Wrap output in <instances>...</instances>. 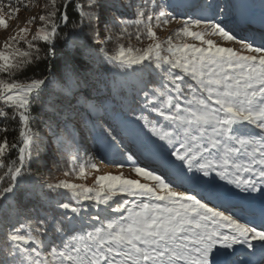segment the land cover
Here are the masks:
<instances>
[{
    "label": "snow or ice",
    "instance_id": "snow-or-ice-1",
    "mask_svg": "<svg viewBox=\"0 0 264 264\" xmlns=\"http://www.w3.org/2000/svg\"><path fill=\"white\" fill-rule=\"evenodd\" d=\"M96 4L97 0H88L87 7L91 10ZM152 7L159 8L155 17L150 14L145 22L141 12V19L135 21L144 25L146 36L152 41L146 48L121 45L113 54L102 48L97 51L106 63L125 75L129 70L142 72L136 66L147 67L145 62L151 63L158 86L150 87L144 77L139 76L136 95L140 99L137 103L125 98L122 115L88 97L77 98L86 112V116L80 118L81 129L89 134L97 132L106 152L126 159L127 164L115 167L130 166L138 179L107 174L96 178L94 188L67 181L47 184L49 191L64 189L70 193L75 203H61L59 207L79 217L83 231L77 228L71 216L53 221L56 233H63L66 223L73 235L62 249H51V260L29 257L27 264H244L237 246L255 252L253 241L259 242L264 257V210L260 211V227L257 228L241 218L249 209L232 204L213 187L219 180L244 197L255 198V194L264 198V38L256 42L237 37L226 29L220 23L226 11L224 6L218 8L214 16L203 18H180L154 2ZM236 7L241 19H246V9ZM77 10L82 22L88 19L90 27L96 26L95 12H85L80 4ZM64 19L66 21L67 17ZM153 19L165 25L174 20L182 24L175 34L181 42H175L172 36L163 43L158 42L151 25ZM55 29V24L51 31L39 29L40 40L52 43ZM212 36L239 47L221 46L208 38ZM91 39L98 40L97 31ZM107 39H112L111 32ZM136 39L140 40L141 35L137 34ZM185 39L199 43L182 42ZM91 52V48L85 50V54ZM12 66L11 55L0 52V69ZM46 85L44 79L32 81L26 88L0 83V92L19 89L11 96H0V104L13 108L23 125L19 132L22 146L9 145L6 139L0 143V168L4 167L6 151L18 147V163L14 161L7 168L5 176L10 177L11 182L0 187V198L14 193L25 175V167L33 160L34 134L28 127L27 113L33 94H40ZM79 85L73 68L66 67L62 91L71 96ZM7 115L5 108L0 109V117ZM64 119L75 121L77 114L66 112ZM56 140L70 149L78 148L74 137L70 140L57 136ZM128 145H134L136 151H129ZM141 157L155 159L162 171L157 173L141 166L137 162ZM91 167L97 168L95 164ZM85 175L86 169L80 167L78 177ZM189 180L208 188L189 191L185 188ZM117 195L127 198L111 204ZM84 201L94 202L93 208L98 213L119 215L111 218H101L98 214L81 216L87 209L78 205ZM92 221L99 223L85 227ZM46 224L47 221L41 220L35 226L29 225L27 235L15 229L8 233L7 239L19 254L31 251L39 257L41 253L37 248L43 247L40 237L47 231ZM29 243L36 248H26ZM3 264L16 262L5 260Z\"/></svg>",
    "mask_w": 264,
    "mask_h": 264
},
{
    "label": "trees",
    "instance_id": "trees-1",
    "mask_svg": "<svg viewBox=\"0 0 264 264\" xmlns=\"http://www.w3.org/2000/svg\"><path fill=\"white\" fill-rule=\"evenodd\" d=\"M216 1L223 2L228 14L230 6L227 0ZM153 2L163 5L162 0H97L96 7L89 10L88 0H35L39 11L30 24L35 26L36 32L29 39L10 41L8 47L0 49V52L12 53L16 60L12 67L0 69V83L18 84L26 88L32 81L41 79L47 81L45 89L40 94H33L27 113L30 118L28 127L34 134V148L39 154L34 151L33 160L25 167V175L22 181L18 182L14 193L8 194L7 198H0V264L5 260L27 264L29 257L42 259V254L37 257L30 251L21 255L17 249L12 248L7 235L15 229L19 228V234L27 235L29 225L35 226L41 220L47 221V231L40 237L43 247L37 248V251L45 250L50 260L51 249L53 247L62 249L65 241L73 235L66 223L64 232L56 233L53 221L62 220L66 215L71 216L77 228L81 229L79 217L59 207L61 203L74 204L69 198L64 197L65 190L53 192L46 187L49 183L66 181L65 177L73 176L80 169V164L75 166L82 155L77 151L84 139L79 133H84L89 143H100L96 137L97 132L89 134L81 129L80 118L86 116V113L82 105L77 103V98L81 95L88 97L98 105L110 106L115 114H123L121 106L125 98L135 100L137 103L140 99L136 95V80L139 76L142 75L150 87L158 86L159 83L151 63L146 64L147 67L136 66L143 71L133 73L129 70L128 75L106 63L102 54L97 51L98 40L91 39L96 31L99 38L98 25L92 24L90 27L88 19L82 22L77 4L83 5L85 12H95L97 17L104 14V25L107 32H111L112 39L104 41L101 48L108 54H113L121 45L135 49L146 48L152 43L146 36L144 25L135 21L141 19L139 15L141 12L143 20L148 17V12L155 16L159 8L153 9ZM165 8L168 10L166 6ZM53 24L56 25L53 42L41 41L38 30L46 28L51 31ZM137 34L141 35L140 40L136 39ZM36 48L40 51H36ZM87 48L92 49L91 54H85ZM68 66L73 68L80 80L78 90L71 96L62 91V86H65V68ZM14 92L5 96H11ZM2 108H5L8 115L0 117V143L6 139L9 145L15 143L18 147L22 146L19 132L23 125L18 113H15L13 108L0 104V109ZM69 111L77 114L75 121L69 122L64 119V114ZM50 135L55 140L57 136L70 140L74 137V143L78 148L70 149L56 142L54 147L46 149L45 138ZM18 147L15 150L9 148L3 157L4 167L0 168V178L3 179L0 181V187L11 182L5 173L14 161L18 163ZM85 214L84 211L81 212V216ZM25 247L31 250L36 248V245L29 243ZM12 253L17 255L13 256Z\"/></svg>",
    "mask_w": 264,
    "mask_h": 264
},
{
    "label": "rangeland",
    "instance_id": "rangeland-1",
    "mask_svg": "<svg viewBox=\"0 0 264 264\" xmlns=\"http://www.w3.org/2000/svg\"><path fill=\"white\" fill-rule=\"evenodd\" d=\"M35 0H0V49L4 47H8V44L10 41H22L31 38V36L36 32L35 26H32L30 24V21L32 18H35L38 11L39 6H36L34 3ZM163 6H166L168 10L174 12L177 17L180 18H203L204 16H214L215 12L218 8L223 6V2H218L216 0H162ZM232 1L229 6H234V8L231 10L230 14L234 15V17H230L232 15H228L227 8L224 13V16L222 19H220V23L228 30L235 33L237 37H245L254 39L256 42H260L262 37H264V34L259 33L260 30L264 33V8H257L258 5L260 7H264V0H227V3ZM226 3V1L224 2ZM25 4V6H24ZM262 5V6H261ZM236 6H242L246 9V16L247 18L242 20L239 9ZM159 9L157 10L158 13ZM153 15L152 13L148 12V15ZM132 16V14H130ZM239 19V20H238ZM147 22V17L144 20ZM6 26H5V23ZM105 17L102 13L100 17L97 19V25L99 30V38L98 43L96 45L97 49L101 48V44L107 40V30L105 28ZM241 24V25H240ZM153 31L157 34V39L159 42L163 43L165 42L169 36L173 37V40L177 43L181 42L176 39V32L182 27V24H178L175 20L171 23L165 25L162 21L156 22L155 19L151 22ZM257 26V27H255ZM240 27V28H239ZM241 29V30H240ZM199 30V29H194ZM210 39H213L214 42H218L221 46H229V47H236L238 48V45H233L230 42H224L222 39L218 36H212L208 37ZM182 42L187 43H196L198 44V41H192L190 39H185ZM11 55V63L14 65L16 63V60L12 53H6ZM148 64L149 62H145ZM4 70V69H1ZM17 91V89H12L10 92ZM10 92H0V96L8 95ZM83 107V106H82ZM84 108V107H83ZM86 113V112H85ZM119 114V113H117ZM122 115V113H120ZM153 118L155 119H161L159 117H155L154 114H151ZM88 119H94V117H88ZM80 137H83V142L80 143L81 146L78 148V154H82L79 162L75 166L81 165V167H84L86 169V175L83 178L78 177V172L74 174L71 177H65L66 181L68 183H75V184H82L85 187H96L95 181L96 178L99 175H107V174H123L126 178L130 179H138V177L135 176L134 173L131 172L130 166H126L123 168H117L115 165L117 164H127L126 159L123 156H113L110 153L106 152L104 150V146L102 145L99 135L97 134L96 137L99 139L100 143H89L88 138L84 136V133H79ZM56 140L53 138L52 135L45 138V144L46 149H49L50 147H54L56 145ZM128 150L131 152H135V146L134 145H128ZM83 151V152H82ZM80 156V155H79ZM174 159V158H173ZM149 161H153L152 164H150ZM138 164L141 166H145L150 169H154L157 173L161 172V168L159 166V163L155 159H145L141 157L138 161ZM179 163V162H176ZM95 164L97 166L96 169H93L91 166ZM157 164V165H156ZM79 171V170H77ZM192 175V174H189ZM144 182V181H141ZM199 184L200 186H205L208 188V185L199 183L196 180H189L185 184V188L191 191V189L194 187L193 185ZM214 188L220 189L221 191H224V195L228 196V199H231L236 202H243L248 200L249 202H264V198L261 197H255V198H247L244 197L242 194L236 192V190L223 182L216 180L213 185ZM194 187L193 189H195ZM200 189L199 187L197 188ZM184 190V189H181ZM64 197H67L71 200V202L75 203L70 193L65 190ZM127 197L123 195H117L113 198L112 201H110L111 204H115L117 201H120L122 199H125ZM258 199V200H257ZM92 201H84L81 205H78L82 208H86L87 211L84 213V217H89L91 215H100L101 218H105L106 216L108 218L117 216L119 214L117 213H111V212H97L93 208ZM101 208H104L105 206H100ZM79 223H83L78 218ZM98 221H92L91 225H86L85 227H94L98 225ZM81 232L83 229H79ZM42 254V259L44 257H47L46 251L43 250L40 252ZM49 259V257H47ZM50 260V259H49Z\"/></svg>",
    "mask_w": 264,
    "mask_h": 264
},
{
    "label": "bare ground",
    "instance_id": "bare-ground-1",
    "mask_svg": "<svg viewBox=\"0 0 264 264\" xmlns=\"http://www.w3.org/2000/svg\"><path fill=\"white\" fill-rule=\"evenodd\" d=\"M255 27H257V26H255ZM241 30V29H240ZM259 33H262V34H264L263 33V31L262 30H260V32ZM262 38H264V37H262ZM150 162V164H152L153 163V161H149ZM157 165V164H156ZM194 187H196L195 189L197 190V191H199L200 189H204V190H207V188L204 186H200L199 184H196V185H193ZM193 187V188H194ZM200 188L199 190L197 189V188ZM193 188L191 189V190H193ZM220 192H222L223 194H224V191H221L220 189H218ZM254 196L255 197H259L258 195H255L254 194ZM224 197H225V199H227L229 202H231L232 204H235V205H237L238 207L239 206H244L245 208H247V209H249L250 211L248 212V213H246V214H243V215H241V217H242V219L243 220H245L246 222H248V223H250V221H255V223H258V224H260V212H258V211H261V210H264V209H258L257 208V205L255 204V203H250V202H247V200L246 201H243V202H241V203H239V202H235V201H233V200H231V199H228L229 197L228 196H226V194L224 195ZM247 198H252V197H247ZM258 200V199H257ZM258 210V211H257ZM257 248H258V252H260V250H259V244L257 245ZM237 249H238V256H239V253H241V251L242 250H245V249H242V247L241 246H237ZM260 255V254H259ZM260 259H264V257H262V255H260ZM245 264H248V263H245Z\"/></svg>",
    "mask_w": 264,
    "mask_h": 264
}]
</instances>
